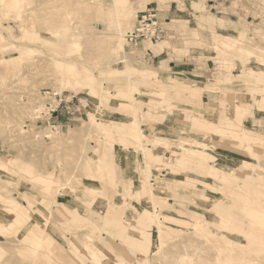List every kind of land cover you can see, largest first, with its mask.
<instances>
[{
    "label": "rangeland",
    "instance_id": "rangeland-1",
    "mask_svg": "<svg viewBox=\"0 0 264 264\" xmlns=\"http://www.w3.org/2000/svg\"><path fill=\"white\" fill-rule=\"evenodd\" d=\"M249 116L264 0H0V264H264Z\"/></svg>",
    "mask_w": 264,
    "mask_h": 264
},
{
    "label": "built area",
    "instance_id": "built-area-1",
    "mask_svg": "<svg viewBox=\"0 0 264 264\" xmlns=\"http://www.w3.org/2000/svg\"><path fill=\"white\" fill-rule=\"evenodd\" d=\"M137 20L138 22L136 27L134 28L132 33H130L126 37V42L128 45H137L142 41L158 43L165 39L167 35V27L162 21L159 20L157 12L153 10L144 12L140 16H138ZM45 94L50 95V93ZM51 97L53 99V102L55 103H50L47 101V104L43 106L40 114L43 113L44 116L46 114V116L48 115L52 117L53 113H55L64 102L63 97L58 94H54ZM53 106L55 108H53ZM52 128L56 131V126H52Z\"/></svg>",
    "mask_w": 264,
    "mask_h": 264
},
{
    "label": "crops",
    "instance_id": "crops-1",
    "mask_svg": "<svg viewBox=\"0 0 264 264\" xmlns=\"http://www.w3.org/2000/svg\"><path fill=\"white\" fill-rule=\"evenodd\" d=\"M173 6V5H172ZM174 7V6H173ZM181 8V7H180ZM170 11L167 9V10H162V11H160V12H158V18H159V20L160 21H162L163 19H167V18H169V15H170V13H169ZM182 9L180 10V13H179V16H181L182 14ZM143 42H145V41H143ZM178 66H172L171 64H170V68L171 69H174L175 71L178 69L177 68ZM193 99L194 98H197L198 97V95H199V92L198 91H194L193 93ZM213 97V99L216 97V96H212ZM195 121H200L201 123H204V122H207V123H212V122H209V121H207V120H205V119H201V118H197V117H194V119H193V123H195ZM212 124H215V123H212ZM245 126L246 127H248V128H251L252 130H254V131H257V132H260V128L261 129H264V118H259V117H248L247 119H246V121H245ZM135 136L138 138V139H140L141 137H140V134H135ZM124 140H126V138H123V142H124Z\"/></svg>",
    "mask_w": 264,
    "mask_h": 264
},
{
    "label": "bare ground",
    "instance_id": "bare-ground-1",
    "mask_svg": "<svg viewBox=\"0 0 264 264\" xmlns=\"http://www.w3.org/2000/svg\"><path fill=\"white\" fill-rule=\"evenodd\" d=\"M123 43V42H122ZM122 50H123V48H122ZM139 129V128H138ZM141 136V135H140Z\"/></svg>",
    "mask_w": 264,
    "mask_h": 264
}]
</instances>
